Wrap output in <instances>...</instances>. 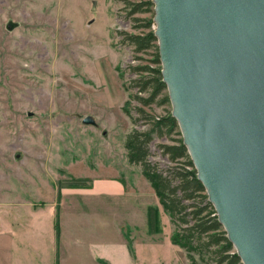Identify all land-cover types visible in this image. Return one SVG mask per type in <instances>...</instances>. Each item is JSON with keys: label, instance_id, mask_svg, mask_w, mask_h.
<instances>
[{"label": "rangeland", "instance_id": "374dc122", "mask_svg": "<svg viewBox=\"0 0 264 264\" xmlns=\"http://www.w3.org/2000/svg\"><path fill=\"white\" fill-rule=\"evenodd\" d=\"M128 11L124 0H0V264H97L91 245L117 246L124 235L134 264H218L222 251L205 247L206 236L192 241L194 249L174 243L183 224L165 211L142 166L128 160L127 135L141 128L125 111L138 116L131 66H156L154 48L136 53L121 35L147 32L138 25L153 12L136 13L144 20L135 21ZM170 108L146 109L164 115ZM87 115L97 125L84 123ZM166 142L149 144L152 164L165 163L158 149ZM95 179L98 189L133 193H67ZM89 205L102 210H79ZM61 215L74 240L62 236Z\"/></svg>", "mask_w": 264, "mask_h": 264}, {"label": "water", "instance_id": "95a60500", "mask_svg": "<svg viewBox=\"0 0 264 264\" xmlns=\"http://www.w3.org/2000/svg\"><path fill=\"white\" fill-rule=\"evenodd\" d=\"M152 1L163 81L198 178L243 264H264V0Z\"/></svg>", "mask_w": 264, "mask_h": 264}, {"label": "trees", "instance_id": "16d2710c", "mask_svg": "<svg viewBox=\"0 0 264 264\" xmlns=\"http://www.w3.org/2000/svg\"><path fill=\"white\" fill-rule=\"evenodd\" d=\"M124 3L125 7L129 8L128 16L134 17L135 21L144 20L135 16L136 13L148 10L153 12V16L146 23L138 25L148 27L147 32H121V35L122 42L134 47L136 53L154 48L152 61L156 63V66L150 64L131 66V71L138 75L131 80L129 86L137 88L131 98L138 103L134 106L138 116L134 117L129 108H125V111L134 123L140 121V125L145 127L134 128L127 135L125 146L128 150V160L132 164L142 166L143 174L151 182L165 211L183 224L182 232H176L173 237L174 243L194 249L192 241L200 236H206L207 238L202 241L205 247L219 244L222 255L217 259L218 264H243L218 220L215 207L210 202L203 183L198 178L197 170L183 142L178 121L172 115V106L164 115H156L146 109L154 104H171L167 85L163 81L158 40L154 34V3L152 0L141 2L124 0ZM174 133L180 137L173 138ZM163 137L172 140L171 143L159 145L163 156L172 163L167 167H159L149 160V144L156 138ZM83 181L74 180L77 185ZM149 221L151 232L156 231L157 210L152 206L149 208ZM57 232L60 233L59 230Z\"/></svg>", "mask_w": 264, "mask_h": 264}, {"label": "crops", "instance_id": "0c3cea01", "mask_svg": "<svg viewBox=\"0 0 264 264\" xmlns=\"http://www.w3.org/2000/svg\"><path fill=\"white\" fill-rule=\"evenodd\" d=\"M121 106H123V104ZM116 180H120V178L116 179ZM98 182H99V180L95 179V181L93 182V184L90 187H84V188L83 187H72V188H69L68 190H71V191L67 192V193L69 195L85 194L87 196H99V195L127 196V195H130L131 193H133L131 191H128L127 188H125V187H122V190L98 189V188L94 187V185H97ZM63 195H65V192L63 193ZM61 205H62V207H63V205H65L64 200L61 203ZM78 208H80V207H78ZM111 208H113V207H111ZM63 209H64V207H63ZM76 209L77 208H75V210ZM79 210L82 213H85V212H90L91 210H102V209L99 207H95L94 205H92V206L89 205V210H82V209H79ZM61 214H62V212H61ZM60 219H61L60 224H61L62 236L64 237V234H65V236H67V233H68V238L73 239V232H72V230L68 224V220H66L63 215L60 216ZM64 222H66L67 228H65ZM122 241H123V243H121L117 246H113V247L109 246L108 243H102V244L98 243L96 246L92 244L91 245V259L93 261H95L97 264H103L102 261H100V259H104L107 262H109L110 264H134L133 258L131 257V248L129 247V244H128V241L126 240L125 235L122 236ZM111 251L113 253L116 252L118 257L115 258L114 256H112Z\"/></svg>", "mask_w": 264, "mask_h": 264}, {"label": "built area", "instance_id": "2783aa9c", "mask_svg": "<svg viewBox=\"0 0 264 264\" xmlns=\"http://www.w3.org/2000/svg\"><path fill=\"white\" fill-rule=\"evenodd\" d=\"M158 118H159V117H158ZM144 127H145V125H142V126H141V128H144ZM158 151L160 152V154H163L161 148H159ZM164 161H165V163H162V162H161V167H167V166H169V165L172 164L171 161H170L166 156L164 157Z\"/></svg>", "mask_w": 264, "mask_h": 264}]
</instances>
